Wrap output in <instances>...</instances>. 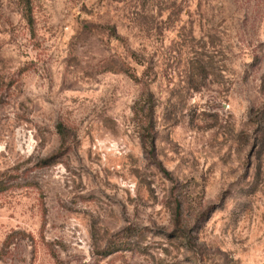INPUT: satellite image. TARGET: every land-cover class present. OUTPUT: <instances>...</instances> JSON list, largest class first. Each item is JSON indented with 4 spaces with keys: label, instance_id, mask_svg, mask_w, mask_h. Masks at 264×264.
Instances as JSON below:
<instances>
[{
    "label": "rangeland",
    "instance_id": "obj_1",
    "mask_svg": "<svg viewBox=\"0 0 264 264\" xmlns=\"http://www.w3.org/2000/svg\"><path fill=\"white\" fill-rule=\"evenodd\" d=\"M0 264H264V0H0Z\"/></svg>",
    "mask_w": 264,
    "mask_h": 264
},
{
    "label": "trees",
    "instance_id": "obj_2",
    "mask_svg": "<svg viewBox=\"0 0 264 264\" xmlns=\"http://www.w3.org/2000/svg\"><path fill=\"white\" fill-rule=\"evenodd\" d=\"M24 8L27 10V15L26 19L28 20V23L31 25L32 24V19H31V14H30V6L29 3H25L24 4ZM24 9V10H25ZM132 76V75H130ZM181 205L178 201H175V205H174V209H173V220H174V224L176 225V228L180 231L181 235H184V231L181 230Z\"/></svg>",
    "mask_w": 264,
    "mask_h": 264
}]
</instances>
